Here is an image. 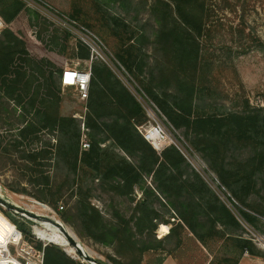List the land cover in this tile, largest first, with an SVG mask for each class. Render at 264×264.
Listing matches in <instances>:
<instances>
[{
    "label": "trees",
    "instance_id": "obj_1",
    "mask_svg": "<svg viewBox=\"0 0 264 264\" xmlns=\"http://www.w3.org/2000/svg\"><path fill=\"white\" fill-rule=\"evenodd\" d=\"M115 1L127 4L126 0ZM149 13L156 23L152 43L163 62L158 60L156 79L143 82L141 91L165 113L176 129H183L189 146L201 154L217 174L219 186L230 188L234 199H237L238 190L234 186L243 173L229 171L223 157L233 142L249 144L254 154L247 160L246 166L254 174L264 171V109L204 113L205 105L198 103L203 93L200 84L206 69L201 59L200 43L207 27L206 0H156ZM20 16L29 24L38 23L41 17L38 12L26 8L21 0H0V17L7 25L0 34V99L12 101L14 108L21 110L19 116L23 125L18 129L13 144L15 149L23 146L26 140L38 139L42 132L57 134L56 144L48 142L39 150H23L22 158L30 172L29 180L38 190V196H51V202L57 208L65 186L73 188L74 194V187L78 185L76 203L68 209L58 208L61 217L76 225L81 236L112 247L115 255L109 258L113 264H143L147 252L166 251L169 236L159 237L155 230L161 222L168 223V219L147 204L146 199L137 203L129 218L116 208L111 218H107L91 205L90 193H84L88 180L94 182L98 179L102 190L118 196H131L137 185L156 199L165 197L171 205L184 209L180 218L201 237L192 223L197 213L195 204L187 201L194 199L195 193L208 189V186L201 175L192 169L181 150L171 144L159 152L143 137L137 126L147 120L144 107L108 64L99 58L92 61V77L86 100L88 112L85 125L89 129L91 146L88 150L81 149L79 121L60 113L62 87L54 76L58 73L61 76L63 68L58 66L55 69V62L50 58L39 59L32 55L26 41L11 27ZM76 18L73 16V19ZM68 38L69 32H66L65 39ZM131 40L128 39L129 42ZM131 46L136 49L134 52L125 51L120 46L115 59L138 78L136 70L143 73L147 66L144 61L147 53H143L141 47ZM77 48L78 57L91 59V50L82 41L77 42ZM41 64L46 65L48 70ZM34 66L41 72L37 71L36 74ZM201 98L206 102L205 96ZM109 140L121 148L126 156L101 146ZM54 156L56 162H63L73 175V178L68 177L69 184L57 188L53 176L46 175L43 170L46 164L54 160ZM147 177L152 178L154 188L147 186ZM186 192L189 197H185ZM211 207L216 220L227 226L242 227L236 215L225 205L212 204ZM249 208L255 214L242 210L241 217L256 227L257 221L264 216V208L257 204ZM10 219L22 233L29 236L24 224ZM227 233L237 243L241 242L242 251L247 249L252 255L263 256L251 239L232 235L231 231ZM4 242L5 235H0V243ZM39 248L44 252V264H84L68 256L54 243L45 247L39 245ZM239 260V256L234 257V264H238ZM163 261V257H158L155 264H162Z\"/></svg>",
    "mask_w": 264,
    "mask_h": 264
},
{
    "label": "rangeland",
    "instance_id": "obj_2",
    "mask_svg": "<svg viewBox=\"0 0 264 264\" xmlns=\"http://www.w3.org/2000/svg\"><path fill=\"white\" fill-rule=\"evenodd\" d=\"M39 1V5L37 4L39 11L25 5L29 10L36 11L41 15L38 23L29 24L26 19L20 16V19L11 25L26 41L32 55L39 59L50 58L55 62V69L58 66L63 69L66 66L84 68L92 63V60L77 56V42L82 41L90 48L91 52L95 48L94 55L96 57L98 55L99 59L108 64L142 104L147 115L145 123L151 122L152 116L159 120L167 134L174 139L181 152L183 151L182 153L192 169L201 175L208 186V189L195 193L194 199L187 201L190 204H195L197 213L192 223L201 237H198L180 218L181 212L184 211L182 207L171 205L163 196L156 199L137 185L134 186L133 194L127 197L102 190L98 179L94 182L88 180L84 193H90L91 205L100 210L107 218H111L114 208L122 210L129 218L137 203L146 199L147 204L151 205L165 219H168V223L161 222L155 230L159 237L169 236L166 241L167 250L147 252L143 264L153 262L155 264L158 257L164 258L162 264H209L210 262L234 264L236 256H239L240 259L238 264H264V216H261L256 227H253L246 223L240 214L242 210L255 214L249 208L252 204L262 205L264 208V171L254 174L251 173L250 167L246 166L247 160L254 154L252 147L249 144H239L235 141L229 145L228 151L223 157L229 171L243 173L234 186V189L238 190L237 200L234 199V193L230 188L229 190L219 186L217 174L211 170L201 154L189 146L183 129H176L165 113L163 114V111L155 107L153 102L141 91V87L144 88L143 82L147 83L152 78L156 79L155 70L158 60L163 62V58L158 56L152 43L156 23L150 17L149 10L156 0H126L127 4L125 3V5L115 0ZM206 4L208 7L207 27L200 38L201 59L206 67L200 87L203 91L201 97L205 96L206 102H203V98L200 97L198 103L205 105L204 113L264 109V0H206ZM26 16L29 17L27 12ZM54 16H56V20ZM73 16L77 18L73 19ZM60 18L75 20L80 26L88 29L89 39L85 33H82L80 27L70 30L62 26ZM66 32H69L68 40L65 39ZM83 38L89 42V45ZM129 38H132L130 42ZM131 45L141 47L142 52L147 53V57H144L147 66L143 73L140 74L134 67L138 78L130 74L115 59L116 51L120 46L125 51L134 52L136 49ZM41 65L44 68L46 66ZM29 69L32 71V68ZM38 69L37 66H34L36 74ZM54 77L60 81L59 73ZM62 96L61 115L72 116L79 121L80 144L83 138L90 141L89 129L85 125L88 112L86 103L78 98L74 88L62 89ZM14 107L12 101L6 98L0 99V111L2 112L0 114V196L3 195V198L10 203L42 218L27 215L17 208L0 203V235H5V239L11 235L15 223L10 218L24 224V228L29 234L26 236L16 226L21 232L23 240L20 245L10 246L11 254L13 257L21 258L19 254H23V248L27 251L33 249L35 253L43 251L39 245L44 247V244H49V242L38 236L40 233L38 231L37 234L36 228L42 227L43 222L49 221L47 218H43L48 217L60 220L66 226V231L68 230L82 245L85 253L102 264H113L109 258V256L115 255L112 247L97 243L87 236H81L76 225L64 221L61 217L58 208L63 205L65 209H68L76 203L79 195L78 185L74 187V194L73 188L65 186L57 208L51 202V196L46 198L38 196V190L29 180L30 172L22 158L25 153L23 150L26 148L39 150L44 148L48 142L56 144L57 134L50 135L47 132H42L38 139L26 140L23 146L15 149L13 144L17 138L18 129L23 123L19 116L21 110ZM83 125L85 126L83 127ZM101 146L113 150L120 156H126L125 152L116 147L112 140L102 143ZM43 170L46 175L53 176L56 188L65 183L69 184V175L73 178L69 168L63 162H56L55 156L54 160L46 164ZM146 183L148 187L154 188L151 177L146 178ZM185 197H189L188 192L185 193ZM212 204L228 207L236 215L242 227L227 226L216 220ZM133 224L134 222H132ZM8 230L10 232H7ZM228 231L233 232L232 235L251 239L263 256L252 255L247 249L242 251L240 249L241 242L237 243L228 237ZM59 232L63 233V229H60ZM54 244L58 245L71 258L84 264H90L77 251L68 253L65 246L56 242ZM69 247L77 250L71 243ZM37 256L38 254L34 260H37ZM1 258L4 256L2 255ZM228 258L230 260H227Z\"/></svg>",
    "mask_w": 264,
    "mask_h": 264
},
{
    "label": "built area",
    "instance_id": "obj_3",
    "mask_svg": "<svg viewBox=\"0 0 264 264\" xmlns=\"http://www.w3.org/2000/svg\"><path fill=\"white\" fill-rule=\"evenodd\" d=\"M25 3L27 7H30L31 9L38 10L39 0H21ZM38 4V5H37ZM39 11V10H38ZM54 19L56 20V16H54ZM60 23L62 26L72 30V28L80 27L82 29V33L86 34L87 39L89 37L87 36L89 32L88 29H86L83 26H80L75 20L72 19H64L60 18ZM6 23L3 21V19L0 17V34L2 31L6 28ZM84 39V38H83ZM85 43L89 45V42L85 40ZM96 49L94 48L91 52V59L94 60L95 58H99L94 55V52ZM92 77V63H89L88 66L84 68L80 67H71L66 66L61 73L60 76V84L62 89L66 88H74L77 91L78 98L86 103V100L89 96V87ZM153 105L157 107L154 103ZM151 122L144 123L143 125L137 126L140 133L143 135V137L159 152L162 151L164 148L171 144H176L174 139H172L166 132L165 127L161 124L159 120H157L154 116H152ZM85 125H83L84 127ZM91 146V143L89 140L83 138L81 140V148L83 150H88ZM178 147V146H177ZM179 148V147H178ZM180 149V148H179ZM181 150V149H180ZM183 152V151H182ZM63 205L60 206V210L63 209ZM16 226V225H15ZM17 228V227H16ZM20 232V231H19ZM23 236L20 232V235H18V238L9 240L5 246L0 247V256H4V258H0V260H7L6 263L8 264H44V252L41 251L39 253H35L33 249H30V251H27L26 249H22L23 254H19L20 257L16 256L13 257L11 254L10 246L12 245H20L22 243ZM50 243V241H48ZM54 243V242H53ZM57 243V242H56ZM48 243L44 244V247ZM37 256V260L35 259V256ZM5 263V262H2Z\"/></svg>",
    "mask_w": 264,
    "mask_h": 264
},
{
    "label": "bare ground",
    "instance_id": "obj_4",
    "mask_svg": "<svg viewBox=\"0 0 264 264\" xmlns=\"http://www.w3.org/2000/svg\"><path fill=\"white\" fill-rule=\"evenodd\" d=\"M45 207V206H44ZM44 210L46 208H43ZM62 229L61 227L53 224L52 222L50 221H47V222H43L42 224V227H37L36 228V232L38 234V231L40 233L41 237L39 234L38 236L45 240V241H54V242H57L63 246L66 247V251L68 253H74L76 252V250H74L72 247H69L70 245V242L68 240V237L66 236L65 232L63 231V233L59 232V230ZM65 231H66V228H65ZM68 231V230H67ZM66 231V232H67ZM18 233L19 230L16 228L15 224L13 225V230L12 232L10 233L11 235H8L5 239V242L3 244L0 243V246H5V244L9 241V240H12V239H17L18 238ZM1 258V256H0ZM5 259V258H4ZM7 260H0V264H8L6 263ZM2 262H5V263H2Z\"/></svg>",
    "mask_w": 264,
    "mask_h": 264
},
{
    "label": "water",
    "instance_id": "obj_5",
    "mask_svg": "<svg viewBox=\"0 0 264 264\" xmlns=\"http://www.w3.org/2000/svg\"><path fill=\"white\" fill-rule=\"evenodd\" d=\"M0 203L8 206V207H14V208H17L18 210L24 212L25 214L27 215H31V216H34V217H39V218H42L41 216L39 215H36L35 213L33 212H30L28 210H25V209H22L12 203H10L8 200H6L5 198H3L2 196H0ZM43 218H47L50 222H52L53 224L61 227L63 229V231L65 232L66 236L68 237V240L69 242L74 246L76 247V251L87 261L89 262L90 264H102L100 261H98L97 259H95L94 257L90 256L89 254L85 253L84 252V249L82 247V245L73 237V235L70 234L69 231H65V228L66 226L60 221V220H57L55 218H48V217H43ZM50 242H54V241H50ZM55 243V242H54Z\"/></svg>",
    "mask_w": 264,
    "mask_h": 264
}]
</instances>
